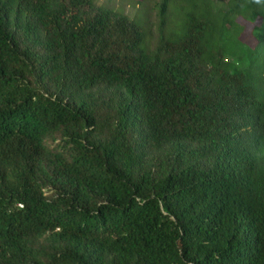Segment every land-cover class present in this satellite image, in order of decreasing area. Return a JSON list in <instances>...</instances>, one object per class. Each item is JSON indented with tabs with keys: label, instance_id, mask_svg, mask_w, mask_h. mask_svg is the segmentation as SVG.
Returning <instances> with one entry per match:
<instances>
[{
	"label": "trees",
	"instance_id": "1",
	"mask_svg": "<svg viewBox=\"0 0 264 264\" xmlns=\"http://www.w3.org/2000/svg\"><path fill=\"white\" fill-rule=\"evenodd\" d=\"M131 4L0 0V264H264V0Z\"/></svg>",
	"mask_w": 264,
	"mask_h": 264
},
{
	"label": "rangeland",
	"instance_id": "2",
	"mask_svg": "<svg viewBox=\"0 0 264 264\" xmlns=\"http://www.w3.org/2000/svg\"><path fill=\"white\" fill-rule=\"evenodd\" d=\"M229 1L230 0H220L221 3L227 4V5L229 4ZM113 3L116 6H119L120 8L126 10L131 15H133L135 12V9L131 8V5H132L131 0H113ZM249 29H250V24L246 22L244 33L245 34L249 33Z\"/></svg>",
	"mask_w": 264,
	"mask_h": 264
}]
</instances>
